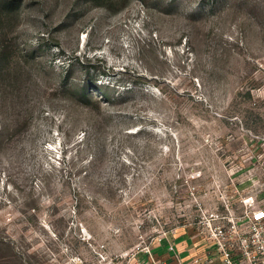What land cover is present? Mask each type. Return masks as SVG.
Returning a JSON list of instances; mask_svg holds the SVG:
<instances>
[{
  "label": "rangeland",
  "instance_id": "374dc122",
  "mask_svg": "<svg viewBox=\"0 0 264 264\" xmlns=\"http://www.w3.org/2000/svg\"><path fill=\"white\" fill-rule=\"evenodd\" d=\"M252 188L264 0H0V264H131Z\"/></svg>",
  "mask_w": 264,
  "mask_h": 264
},
{
  "label": "built area",
  "instance_id": "2783aa9c",
  "mask_svg": "<svg viewBox=\"0 0 264 264\" xmlns=\"http://www.w3.org/2000/svg\"><path fill=\"white\" fill-rule=\"evenodd\" d=\"M249 192L236 204L226 195L216 206L198 203L194 229L207 245L201 253L184 258L177 244L165 238L163 253L145 246L130 256L131 264H212L214 258L219 264H264V193ZM140 251L142 256L135 258Z\"/></svg>",
  "mask_w": 264,
  "mask_h": 264
},
{
  "label": "crops",
  "instance_id": "0c3cea01",
  "mask_svg": "<svg viewBox=\"0 0 264 264\" xmlns=\"http://www.w3.org/2000/svg\"><path fill=\"white\" fill-rule=\"evenodd\" d=\"M171 241L177 244V247L179 248V250H181L182 257L184 258H189L190 256L197 254L198 252L203 251L207 248V245L203 242L200 243L199 245H196L194 243V239L189 237L185 233L177 236L173 234ZM160 248H162V246L161 247L159 246L158 249ZM212 264H219L218 259L214 258Z\"/></svg>",
  "mask_w": 264,
  "mask_h": 264
},
{
  "label": "trees",
  "instance_id": "16d2710c",
  "mask_svg": "<svg viewBox=\"0 0 264 264\" xmlns=\"http://www.w3.org/2000/svg\"><path fill=\"white\" fill-rule=\"evenodd\" d=\"M96 90H99L98 88H96ZM82 96H88V94H87V89H84L83 90V94H82ZM195 233V232H194ZM189 237H191V238H193L194 239V243L196 244V245H199L200 243H202V241L197 237V235H196V233L193 235V236H190L189 234H187ZM179 237V236H178ZM202 251H200V252H198V253H201Z\"/></svg>",
  "mask_w": 264,
  "mask_h": 264
}]
</instances>
